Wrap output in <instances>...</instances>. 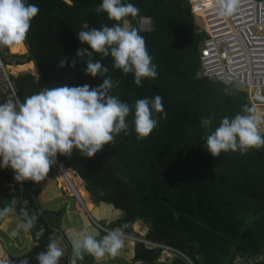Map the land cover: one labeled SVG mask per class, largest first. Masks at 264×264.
<instances>
[{
	"label": "trees",
	"instance_id": "1",
	"mask_svg": "<svg viewBox=\"0 0 264 264\" xmlns=\"http://www.w3.org/2000/svg\"><path fill=\"white\" fill-rule=\"evenodd\" d=\"M66 1L28 0L39 7L24 42L28 52L12 54L17 59L15 64L1 54L4 65L33 61L38 68L37 75L11 74L21 101L44 87H98L102 83L99 76L84 74L86 65L78 58L73 68H60L58 61L67 56L70 63L78 49L88 47L76 35L84 22L90 28L111 26L113 22L106 14L95 12L102 0ZM124 2L140 10L127 20L144 37L158 75L137 87L132 74L122 75L112 69L111 58H105L102 63L108 67V74L120 81L112 94L130 105L137 99L159 95L167 116L160 118L158 126L143 140H137L130 128L128 134L121 133L92 158L80 156L75 149L71 157L58 155V163L49 174L62 165L65 173H73L84 182L94 202L121 210L119 219L100 223L107 230L127 225L125 233L174 246L193 264H236L239 260L264 264V147L246 154L222 152L213 158L203 147L207 133L200 124L202 118L212 116L214 130L224 116L232 118L245 106L252 108L247 95L234 88H230L231 95H226L227 86L199 75L205 33L196 27L188 0ZM142 18L152 20L150 29L141 28ZM5 99L0 92V103ZM38 185L26 181L22 188L11 169H0V208L15 200L16 217L25 221L23 211L27 205L31 208L28 214L36 217L30 230L33 247L22 256H12L9 264H20L22 259L38 264L37 254L50 240L59 239L56 232H60L64 210L43 209ZM4 220L0 219V225ZM139 222L147 227L144 235L134 231L133 226ZM104 234L102 230L100 236ZM134 252L131 264L138 260L161 264L157 261L158 248L136 241ZM4 256L0 248V258ZM94 260L91 257L87 263ZM59 264H69V257L62 256ZM166 264L191 263L177 255Z\"/></svg>",
	"mask_w": 264,
	"mask_h": 264
},
{
	"label": "clouds",
	"instance_id": "2",
	"mask_svg": "<svg viewBox=\"0 0 264 264\" xmlns=\"http://www.w3.org/2000/svg\"><path fill=\"white\" fill-rule=\"evenodd\" d=\"M240 3L241 0H214L221 17H231ZM139 11L124 0H102L95 12L106 14L112 25L90 28L84 22L76 35L78 41L88 47L78 49L70 63L67 56L58 61L60 68L66 65L73 68L79 59L86 65V76L102 78L98 87L89 84L44 87L23 101L15 97L0 103V169H11L16 183L39 184L58 163V155L71 157L75 149L80 156L92 158L118 135L128 134L130 128L137 140H143L158 126L159 119L167 116L159 95L137 99L134 105L113 95L112 90L120 81L113 80L108 67L102 63L105 58H111L112 69L124 76L132 74L137 87L142 86L145 79L157 77V66L152 62L144 37L136 28L126 26L127 18L137 16ZM38 13L39 7L28 0H0V50L23 45ZM224 93L231 95L230 87H226ZM256 112V108L245 106L232 118L224 116L214 130L211 128L214 117L202 118L200 124L207 133L203 147L213 158L222 152L246 154L251 149L264 147V115ZM130 115L131 121L128 120ZM14 205L15 200L0 208V219L14 213ZM35 220V216H26L19 227L30 231ZM126 227L105 230L103 236L96 232L73 239L69 264H81L86 255L97 261L106 256L116 257L124 247L123 229ZM43 231L41 228L39 234ZM17 234V230H13L10 236ZM64 254L61 241L52 239L46 249L37 254L36 260L38 264H59ZM20 264H29V260L22 259ZM136 264L143 261L138 260Z\"/></svg>",
	"mask_w": 264,
	"mask_h": 264
},
{
	"label": "built area",
	"instance_id": "3",
	"mask_svg": "<svg viewBox=\"0 0 264 264\" xmlns=\"http://www.w3.org/2000/svg\"><path fill=\"white\" fill-rule=\"evenodd\" d=\"M188 1L196 21L200 20V28L196 27L205 33L199 75L244 92L250 105L256 108V114L264 115V0H241L238 11L231 17H221L214 0ZM140 25L142 29H150L152 20L142 18ZM0 92L6 95L5 101L18 97L11 75L1 60ZM125 239L160 249L158 263H171L181 255L193 264L185 252L164 242L129 234Z\"/></svg>",
	"mask_w": 264,
	"mask_h": 264
},
{
	"label": "crops",
	"instance_id": "4",
	"mask_svg": "<svg viewBox=\"0 0 264 264\" xmlns=\"http://www.w3.org/2000/svg\"><path fill=\"white\" fill-rule=\"evenodd\" d=\"M23 46L25 47V52L15 53V54H26L28 52V50H27L25 44H23ZM28 63L34 64L33 61H30ZM20 66H22V65H20ZM56 174H57V170H55V172L49 174L48 175L49 177H47L44 181L40 182L39 185L38 184L37 185L40 187V189H42L44 184L50 182V177L55 176ZM52 178H54V177H52ZM70 178L71 177H69V180H70ZM70 182L76 188L77 192L79 193V195L82 199V203L79 201V199L76 198L71 185L67 182L69 184V190H71V191H66L68 189H65L64 191L60 190L61 193L59 195V196L69 195V196H72L74 199L72 204L71 205L69 204V206H67L65 213H64V217H65V215H66V217L69 216L74 221L73 224L68 223V225H66L67 227L63 226L64 230L67 232V236H66L65 232H63V230L60 229V233L62 232L61 233L62 240L64 241V244H61V247H63L65 250V254L63 257H66V258L70 257L73 239L78 238L81 234L90 233V234L95 235L96 232H99V235H100L102 230L105 231V229H103V226L100 225V223H101L100 220L101 221L105 220L108 224L111 221L117 220L122 216V211L115 209L113 205L107 204L104 202H101V203L94 202V200L90 196V193L86 190L84 182L79 177L76 176L75 180L74 181L70 180ZM70 192H72V193H70ZM81 194H85L84 195L85 197L82 196ZM41 196H42V192L40 190V197ZM27 206H25V207L28 209H24V211H25V213L28 214V213H30L31 208L29 206L28 207ZM8 223H9V221H8ZM8 223H6L4 221V223H2L0 226L2 227L3 224H4L3 226H6V224H8ZM14 225H15V223H14ZM15 230H18V229H15ZM26 237L28 239H30V242L33 239V238L31 239L30 235H26ZM97 238H99V237H97ZM134 247H135V242L130 243L127 240H125L124 247L121 249L120 253L116 257L107 256V257L101 259L100 261L94 260L90 264H120L119 262L113 261V260H118V261L123 260L124 264H131L133 257L135 255ZM26 249H27L26 247L23 248V250H26ZM4 251L6 252L5 254L9 256L10 261H11V258L13 256L12 250L8 251V250L4 249ZM10 254H11V256H10ZM90 260H91V256H85V258L81 264H88L87 262H89ZM8 262H9V260H8Z\"/></svg>",
	"mask_w": 264,
	"mask_h": 264
},
{
	"label": "rangeland",
	"instance_id": "5",
	"mask_svg": "<svg viewBox=\"0 0 264 264\" xmlns=\"http://www.w3.org/2000/svg\"><path fill=\"white\" fill-rule=\"evenodd\" d=\"M64 1H66V0H64ZM196 25H198L200 28V20L199 19H197ZM126 26L132 28V23L130 22V20H128V24ZM2 52L4 53V55H6V60H8L9 63L15 64L17 59L11 57L12 54H15V53H12L10 48H5L3 50H0V57H1ZM23 52H25V51H23ZM21 55H25V54H21ZM0 60H1L2 65L5 67V70L8 71V73L10 75L11 74L18 75L20 73H25V72H32L36 75L39 74L38 68H35V67L32 68L28 65L23 69H19L17 67L20 65H18V66L14 65V64L4 65L3 59L0 58ZM35 66H36V64H35ZM52 177H54V178H52ZM52 177H50V182L44 184L42 189H39V191L41 190V192H42V196L40 197L41 198V201H40L41 207L45 210H48V211H58L60 209H63L64 213H65L67 206H69V204L71 205L72 202L74 201V199L72 196H69V195H64V196H59V195H60L61 191H64L65 189H68L66 191H71V190H69V184L67 183L66 180H64V177L60 174L59 169L57 170V174L55 176H52ZM68 177H71L72 180H75V178H76V176L73 173H68ZM70 193H72V192H70ZM8 217L5 218L4 221L6 223H8V221H9V223L6 224V226H3L4 224L2 225V227L0 226V248L3 251H4V249L8 250V251L12 250L13 256H16V257L22 256V255L28 253L29 250H31V248L34 245V242L32 239V234L30 233V231H24L23 228L19 227V225L22 224L24 221L20 218H17L15 216V213L10 214ZM73 222L74 221L69 216H67V217H66V215H65V217L63 216V218L61 220V229L63 230V232H65L66 236H67V232L64 230L63 226L68 225V223L73 224ZM100 222L102 224H104V223L107 224V222L105 220H103V221L100 220ZM14 223H15V225H14ZM133 227H134V231L136 233H138L139 235H143L147 231L146 225L144 223H141V222L135 224ZM15 229H18L17 232L19 234L16 235L15 237H12V236L10 237V233ZM124 234L128 235L125 232H124ZM26 235H30V237L32 239L31 242H30V239H28L26 237ZM56 235L59 237V239L57 238V240L61 241V244H64V241L62 240V236H61L60 232L57 231ZM125 240H127L130 243L132 242V240L130 241L129 239H125ZM24 247H26L27 249L23 250ZM5 253L6 252L4 251V254ZM10 256H11V254H10ZM8 260H9V262H8ZM113 261H117L120 264H124L123 260H119V261L113 260ZM10 262H11L10 258L6 254L4 257L0 258V264H8ZM236 264H249V263H245V262L239 260V261H237Z\"/></svg>",
	"mask_w": 264,
	"mask_h": 264
},
{
	"label": "water",
	"instance_id": "6",
	"mask_svg": "<svg viewBox=\"0 0 264 264\" xmlns=\"http://www.w3.org/2000/svg\"><path fill=\"white\" fill-rule=\"evenodd\" d=\"M58 168H59V172H60V174L64 177V180H66V181L71 185V187L73 188V190L75 191L74 193H75L76 198L79 199V201L82 203V199H81L79 193L77 192L76 188L71 184L68 175L64 172V170L61 168V166L58 165ZM21 187H22V188L25 187V182H23V183L21 184ZM27 207H28V206H27ZM23 213H24V217H25V219H26V216H27V217H31V216L34 215V214H32V215L30 216L29 214L25 213V211H23ZM86 256H87V255H86ZM82 262H83V261H82ZM82 262H81V263H82Z\"/></svg>",
	"mask_w": 264,
	"mask_h": 264
},
{
	"label": "bare ground",
	"instance_id": "7",
	"mask_svg": "<svg viewBox=\"0 0 264 264\" xmlns=\"http://www.w3.org/2000/svg\"><path fill=\"white\" fill-rule=\"evenodd\" d=\"M11 49V52L12 53H21V52H23V51H25V47L23 46V45H20V46H17V47H14V48H10ZM30 66V67H35V65L34 64H32V63H27V64H24V65H22V66H19V67H17V68H19V69H23V68H25L26 66ZM35 68H37V67H35ZM35 70V69H34ZM17 71V70H16ZM70 180L71 181H74V180H72V178H70ZM74 184V183H73ZM76 186V185H75ZM73 189V188H72ZM74 191V190H73ZM75 192V191H74ZM75 194V193H74ZM82 196H84L85 194H81ZM85 197V196H84Z\"/></svg>",
	"mask_w": 264,
	"mask_h": 264
}]
</instances>
